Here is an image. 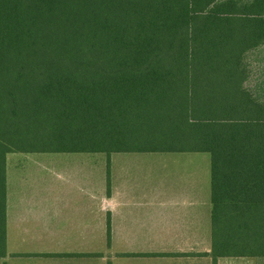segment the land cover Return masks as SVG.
Returning <instances> with one entry per match:
<instances>
[{
  "label": "trees",
  "instance_id": "trees-1",
  "mask_svg": "<svg viewBox=\"0 0 264 264\" xmlns=\"http://www.w3.org/2000/svg\"><path fill=\"white\" fill-rule=\"evenodd\" d=\"M263 46L264 0H0V257L8 154L185 151L212 257L264 258Z\"/></svg>",
  "mask_w": 264,
  "mask_h": 264
},
{
  "label": "crops",
  "instance_id": "crops-1",
  "mask_svg": "<svg viewBox=\"0 0 264 264\" xmlns=\"http://www.w3.org/2000/svg\"><path fill=\"white\" fill-rule=\"evenodd\" d=\"M195 153L8 154L0 264H264L212 257L211 158Z\"/></svg>",
  "mask_w": 264,
  "mask_h": 264
},
{
  "label": "rangeland",
  "instance_id": "rangeland-1",
  "mask_svg": "<svg viewBox=\"0 0 264 264\" xmlns=\"http://www.w3.org/2000/svg\"><path fill=\"white\" fill-rule=\"evenodd\" d=\"M249 78L247 81V87L253 92H260L259 88L264 91V46L255 53L249 55ZM196 157L205 155L209 157L207 153H195ZM258 261L264 262V258H257Z\"/></svg>",
  "mask_w": 264,
  "mask_h": 264
}]
</instances>
